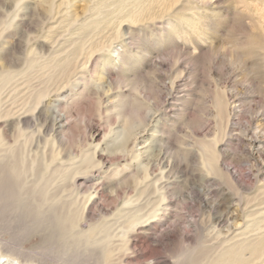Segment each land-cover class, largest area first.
<instances>
[{"label":"bare ground","instance_id":"obj_1","mask_svg":"<svg viewBox=\"0 0 264 264\" xmlns=\"http://www.w3.org/2000/svg\"><path fill=\"white\" fill-rule=\"evenodd\" d=\"M26 1L14 0V11L0 17V264H48L36 251L22 247L35 234L44 242L56 239L69 250L75 248L76 255L64 264H125L134 232L152 243L157 238H151L155 222L173 214L180 164V156L175 159L166 149V107L158 103L154 109L147 103L144 92L154 88L142 75L148 63L162 65L152 57L169 43L181 46L195 65L201 63L200 56L211 54L215 60L216 28H209L205 18L212 19L216 1L88 0L80 18L75 7L79 0H39L47 17L44 27L34 39L27 37L21 56L15 58L11 39L24 21L22 14L27 18L32 10ZM234 4L247 40L240 42L230 34L225 62L241 69L246 81L257 74L260 87L264 0ZM56 12L60 16L55 22ZM161 20V29L153 28L151 35L134 36L133 25L150 27ZM128 34L133 35L131 42L125 39ZM183 78L170 84L171 101ZM179 102L182 109L174 112L171 130L192 104L188 97ZM214 107L226 135L230 104L220 91ZM87 116L98 118L94 134L99 140L85 148L74 139L64 142L62 137L79 136ZM198 148L203 175L222 171L216 141L200 140ZM262 205L248 213L239 229L218 238L217 245L188 248L175 264H264V201ZM10 218L29 221L19 244L2 236Z\"/></svg>","mask_w":264,"mask_h":264},{"label":"rangeland","instance_id":"obj_2","mask_svg":"<svg viewBox=\"0 0 264 264\" xmlns=\"http://www.w3.org/2000/svg\"><path fill=\"white\" fill-rule=\"evenodd\" d=\"M215 1L216 6H213L210 13L213 16L212 19L205 18V20L208 21L209 28H216V39L212 41V45L214 53L219 52L217 60L208 54V56H200L199 62L201 63L195 65L185 56V51H182L181 46L169 43L170 45L167 44L162 47L163 49L155 51L152 57L155 62L162 63V65L152 66L148 63L142 75L147 85L154 88L144 92L147 103L154 109H156L155 104L158 103L162 109L166 107L165 111L168 115L162 120L163 127L167 131L165 139L169 142L166 149L169 156L173 155L175 159L177 154L180 156L177 160L180 164L177 163L178 168L175 172L178 181L177 194L174 199L171 198L173 199V214L170 218L155 222L158 225L151 233V238L156 235L157 238L152 243L134 232L132 235L134 241H131L129 251L123 256L125 264H175L188 248L193 249L199 244L202 248L210 244L217 245L218 238L239 229L248 221L249 212L263 207L264 97L262 96H264V84L260 87L257 85L259 82L256 80H260L257 74L250 76L246 81V76L241 69L230 68L227 61L225 62L226 56L231 52L232 41L229 35H235V40L240 42L246 41L247 36L240 28L238 19L235 18L234 0ZM26 2L32 10L27 18L26 13L22 14L21 18L24 21L21 22L18 33L11 39L12 45L16 44L13 51L15 58L21 56L22 46L29 35L36 37L42 30L44 27L42 24L47 18L45 11L39 6V0H27ZM75 3H77L75 6L77 12L82 18L85 15L82 11L85 4L88 5L91 2L79 0ZM178 6H174L173 10H177ZM14 9V0H0V17H4L6 13H12ZM59 16L56 12L53 21L59 20ZM49 18L48 21L52 22ZM161 21L155 24L150 23V27L133 25L134 36L144 37L145 32L151 35L153 28L161 29L164 20ZM124 28L128 29L127 26ZM142 28L144 31H140ZM132 37V34H128L125 39L131 42ZM203 46L205 49L208 48L206 44ZM176 53L177 56H175ZM251 63L249 62V65ZM180 76L184 78L178 83L179 87L176 88L174 100L171 101L168 95L172 93L170 84ZM219 91L224 94L230 104L231 122L227 134L223 136L221 123L214 107V99ZM187 97L192 100V104L186 108L181 124L171 130L170 127L176 117L174 112L182 109L179 99ZM172 104L177 107H171ZM201 117H204L205 122ZM72 119L74 126L79 124L75 112ZM98 122L97 117L87 116L85 123H81L83 125L80 127L81 134L79 133L76 137L67 135L66 138L62 137L63 141L70 143L73 139L77 140L83 148L92 140L97 142L99 137L97 138L94 133L99 129ZM201 122H204L202 127L199 124ZM200 140L216 141L220 152L219 166L222 171L213 172L210 177L203 175L199 170L198 142ZM183 148L193 153L186 154ZM146 150L147 148H144L142 151ZM74 153L77 155L80 150L74 149ZM217 222L219 226L216 225ZM28 224L29 221L26 219L10 218L4 223L3 238L19 244L22 241L21 233ZM58 242L56 239L44 242L39 234H35L24 242L22 247L27 251H36L39 260H45L48 264L69 263L71 257L76 255L75 248L69 250L66 244L59 242L60 244L57 245ZM65 251L70 252L65 254Z\"/></svg>","mask_w":264,"mask_h":264}]
</instances>
